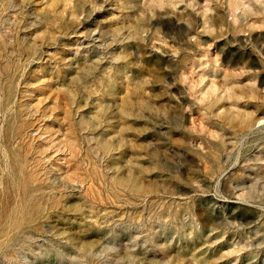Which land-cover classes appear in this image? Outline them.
<instances>
[{
  "label": "rangeland",
  "instance_id": "1",
  "mask_svg": "<svg viewBox=\"0 0 264 264\" xmlns=\"http://www.w3.org/2000/svg\"><path fill=\"white\" fill-rule=\"evenodd\" d=\"M0 264H264V0H0Z\"/></svg>",
  "mask_w": 264,
  "mask_h": 264
}]
</instances>
